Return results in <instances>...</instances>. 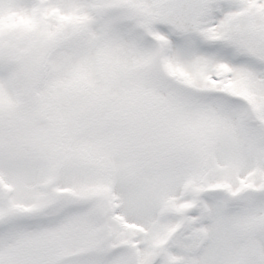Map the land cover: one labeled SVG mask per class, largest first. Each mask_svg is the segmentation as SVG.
<instances>
[{"label":"snow or ice","instance_id":"obj_1","mask_svg":"<svg viewBox=\"0 0 264 264\" xmlns=\"http://www.w3.org/2000/svg\"><path fill=\"white\" fill-rule=\"evenodd\" d=\"M0 264H264V0H0Z\"/></svg>","mask_w":264,"mask_h":264}]
</instances>
